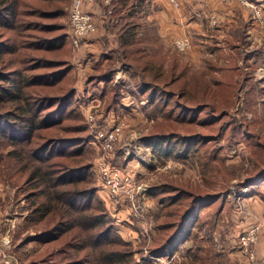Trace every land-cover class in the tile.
<instances>
[{"label":"rangeland","instance_id":"obj_1","mask_svg":"<svg viewBox=\"0 0 264 264\" xmlns=\"http://www.w3.org/2000/svg\"><path fill=\"white\" fill-rule=\"evenodd\" d=\"M102 1V5L114 10L112 0ZM173 1L175 4L171 0L152 1L156 8L167 5L163 10L171 14L172 22L167 24L169 28L166 29L170 31L163 35V40L156 37L148 43L151 31L154 29L157 32L162 27L159 16L150 22L145 19L148 9L146 0H143L141 9L132 19L138 23V35L142 40L140 48L156 55L154 59L161 61L163 68L174 69L167 72V78L170 74L176 76L183 72L184 79L190 82L201 80L202 75L197 78L198 74L209 69V62H215L217 66L233 65L235 63L230 61L233 53L235 62H238L236 64L241 66L242 57L251 55L245 67L251 76L244 80L245 75L242 74L236 88L231 91L230 98L235 103L220 119H217L222 113L219 104L214 112L216 129L220 125L230 129L237 124L238 131L233 134L228 129L221 139L193 142L192 150L185 157L177 156V152L164 154L148 146L145 138L152 132L170 131L169 123L156 109L161 103H150L148 94L138 89L139 79L133 78L126 70L127 64L123 63L116 33L121 24L117 14L108 21L109 15L104 17L100 5L95 3L84 6L97 16V31L82 41L78 48H72L69 40L67 52L59 55L72 68L62 91L74 90L75 98L68 104L73 114L62 120L58 130L56 127L47 135L68 137L77 133V127L83 128L78 135L89 137L84 147L85 163L92 165L91 185L96 187L100 199L95 201L98 205L94 204L93 209L98 214L101 213L99 207L104 209L106 224H111L122 239L131 243L133 258L138 264H251L244 247L252 249L256 264H264V173L257 175L264 169V151L255 145L259 139L264 147V0ZM31 3L47 7V3L35 0ZM71 3L72 0L66 2V14L61 20L66 23L67 35ZM256 10L260 12L263 23L258 21ZM180 11H186L188 20L192 22L187 27L184 25L185 33L182 34V25L177 19ZM123 13L120 12L121 15ZM121 19L122 23L126 21L124 17ZM33 31L31 33L41 35ZM4 36L14 37L16 42L21 39L9 31L4 32ZM97 37L100 44L90 49L89 39L94 41ZM181 37L189 41V46L183 51L175 44ZM218 46L220 49H217ZM219 51L225 57L221 54L218 57ZM27 53L18 49L14 56L5 54V62L15 57L14 65H18L17 60ZM103 54L109 58L101 57ZM106 68L112 69V79L108 82L97 79L95 74ZM214 73L219 76L221 71ZM212 75L206 76L212 79ZM116 86L119 89L112 91ZM249 87L256 88L253 96L256 103L251 108L245 95ZM49 91L53 94L62 92ZM226 92L222 87L218 94ZM221 99L218 98L219 101ZM52 107L57 106L53 104ZM208 111L205 109L196 117L204 118ZM115 126H119L118 135L112 140L110 148L105 149V136ZM185 127L194 126L177 123L174 130L182 134L191 131ZM241 131H249L253 137ZM100 133L102 138H99ZM17 149L16 145H8L7 140L0 136V256L9 254L13 264H51L40 262V259L56 244L29 240L37 233L40 224L32 221L33 199L26 198L31 191V184L25 182L23 163L26 162L22 161V154H9V151ZM102 159L111 169L131 174L132 201L127 197L111 198L104 193L108 192L107 188L103 189L97 176V166ZM63 160L70 161L69 158ZM250 177L255 180L247 182ZM149 189H157L158 193L150 194ZM193 194L207 197L203 204L197 206V221L189 227L190 238L181 241L170 257L152 255L150 248L171 235L186 209L192 203H198L191 200ZM171 197H175L176 201L169 202ZM106 224L98 225L96 229L101 230L107 227ZM159 224L169 228L163 226L158 230L156 226ZM249 233H253L254 241L244 245L241 237ZM84 254L83 251L72 252L71 258H80Z\"/></svg>","mask_w":264,"mask_h":264},{"label":"trees","instance_id":"obj_2","mask_svg":"<svg viewBox=\"0 0 264 264\" xmlns=\"http://www.w3.org/2000/svg\"><path fill=\"white\" fill-rule=\"evenodd\" d=\"M35 1L47 3V7L33 4L31 0H0V136L7 140L8 145L18 147V151H9V154H22V161L26 162L23 163L25 182L31 184V191L26 198L33 199L32 221L40 224L37 233L29 237V240L56 244L40 259L43 263L138 264L133 258L131 243L122 239L111 224H106L103 219L104 209L99 207L100 215L93 209L94 204L98 205L95 201L100 199L96 187L91 185L92 165L85 163L84 147L89 137L78 135L83 128L77 127V133L68 137L47 135L49 131H55L56 127L58 130L62 120L73 114L68 104L75 98L74 90L62 91L63 83L72 68L67 60L59 56L67 52L70 46L66 23L61 21L66 14L68 0ZM142 3L143 0H112L111 4L115 8L109 10L108 5H102V0H97V6L100 5L104 17L109 15L108 21L117 14L121 23L116 33L119 47L122 48L123 63L127 64L126 70L133 78L139 79L138 89L148 94L150 103H161L156 109L163 113L164 120L169 123L170 131L163 129L152 132L145 138L146 144L164 154L177 152V156L185 157L192 150L193 142L221 139L223 132L229 129L223 128V125L216 129L215 122L225 116L231 104L235 103L230 94L236 88L239 77L244 74L246 80L251 76L250 71L245 69L249 55L242 57L241 66L236 64L238 62H235L236 56L233 53L230 56L231 63H235L233 65L217 66L215 62H209V69L198 74L197 78L202 75L201 80L186 81L183 72L174 76L173 71L170 78H167V72L172 67L163 68L162 62L154 59L156 55L140 48L142 40L138 35V23L132 19L138 14ZM88 12L94 19L97 17L92 11ZM121 17L126 21L122 23ZM33 30L41 35L31 33ZM7 31L21 37L20 41L4 36ZM18 49L29 53L17 60L18 65H14L15 57L5 62L4 55L14 56ZM49 54L54 55L49 57ZM220 54L219 51L218 57ZM101 57L109 58L105 54ZM221 57L225 56L221 54ZM108 68L95 74V77L108 82L112 79V69ZM217 70L221 71L219 76L214 73ZM210 73L213 74L212 79L206 76ZM222 87L227 92L218 94ZM115 88L119 89V86L112 88V91ZM49 90L62 92L53 94ZM255 91V87H249L245 93L249 108L256 103L253 98ZM53 104L57 107L53 108ZM218 104L222 113L216 119L214 112ZM205 109L209 110L206 117L197 118L198 113ZM177 123H189L194 127H185L191 131L182 134L174 130ZM229 131L234 134L238 131V125L231 126ZM243 133L253 137L249 131ZM255 145L264 151L259 139ZM26 155L38 165H34ZM263 173L264 169L257 175ZM253 180L251 178L247 182ZM148 193L154 195L158 191L149 189ZM195 196L191 195V200L198 203H192L186 209L171 235L150 248L152 255L170 257L177 251L181 241L190 238L189 227L193 221H197V206L203 204L207 197ZM175 201V197H171L169 202ZM103 224L107 227L96 229ZM163 226L169 228L168 225L159 224L156 229ZM81 251L85 252L83 257L71 258L72 252Z\"/></svg>","mask_w":264,"mask_h":264},{"label":"built area","instance_id":"obj_3","mask_svg":"<svg viewBox=\"0 0 264 264\" xmlns=\"http://www.w3.org/2000/svg\"><path fill=\"white\" fill-rule=\"evenodd\" d=\"M109 2L111 0H104ZM174 4L175 1L171 0ZM94 0H72L70 10H69V33L68 37L70 44L74 48H78L82 41H84L89 35L97 31V24L95 23L94 17L85 9V4L94 5ZM247 4V3H245ZM249 6V4H247ZM257 19L260 23H263L261 14L256 10ZM177 48L180 51L185 50L189 46V41L186 37L178 38L175 41ZM119 126H115L109 133L106 135V143L104 148L109 149L111 146L112 140L118 135ZM102 133L99 134V138H102ZM97 138V137H96ZM104 139V138H103ZM98 169V178L101 181L103 188H107V193L109 197H127L131 201L133 200L131 195L134 194L132 186V176L120 169H111L105 159H102L97 166ZM128 186L127 189L125 187ZM125 193V194H124ZM242 243L245 245L247 243L254 241L253 233L244 235L241 237ZM245 255L251 260V264H256L254 253L250 247H244ZM254 258V259H253ZM12 257L9 254L2 255L1 264H13Z\"/></svg>","mask_w":264,"mask_h":264},{"label":"crops","instance_id":"obj_4","mask_svg":"<svg viewBox=\"0 0 264 264\" xmlns=\"http://www.w3.org/2000/svg\"><path fill=\"white\" fill-rule=\"evenodd\" d=\"M94 5H96L95 3H97V0H94ZM153 0H146V8L148 9L147 11V15H145V19L150 22L153 20V18L159 16V22H160V28L162 27V30H158L157 32L153 29L152 27V34L151 36H149V38L147 39V42L149 43V41H153L154 39L153 38H156L158 37L160 40H163V35L164 34H167L168 31H170V29H166V28H169L167 27V24H171L172 20L170 19V16L171 14L166 12V10H163V8H167V5L165 4L163 7L159 6V7H155L154 4H151ZM183 7V5H182ZM183 8H181L182 10ZM157 11V12H156ZM100 18V17H99ZM178 19V22L179 24L182 25V31H181V34L182 32L185 33V29H184V25L185 27L189 26L192 22H190V20H188V16H187V12L186 11H180L179 13V17L177 18ZM96 20V19H95ZM99 27V25H98ZM188 30V28H187ZM99 37V36H98ZM97 37V40L95 39L94 41L89 39V43H88V46H90L89 48L91 49L92 47H97V45L100 44V40L98 39ZM94 53V52H93ZM91 54V53H90ZM93 55V54H91ZM228 55V54H227ZM251 56V55H249ZM248 56V57H249ZM104 189V188H103ZM103 191V190H102ZM104 193H107V192H104ZM2 256V255H1ZM0 256V264H1V261H2V258Z\"/></svg>","mask_w":264,"mask_h":264}]
</instances>
